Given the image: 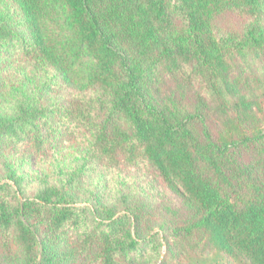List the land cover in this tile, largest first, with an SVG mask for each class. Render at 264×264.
I'll return each instance as SVG.
<instances>
[{
  "label": "trees",
  "instance_id": "1",
  "mask_svg": "<svg viewBox=\"0 0 264 264\" xmlns=\"http://www.w3.org/2000/svg\"><path fill=\"white\" fill-rule=\"evenodd\" d=\"M8 1L0 44L22 41L24 59L54 72L61 100L48 109L20 91L11 112L0 113V142L36 132L39 148L64 127L86 149L59 186L43 180L33 196L5 164L0 264H168L144 230L155 205L172 233L170 255L209 250L264 264V127L259 100L244 93L252 71L231 73L235 57L264 58V0ZM218 18L235 20L237 31L215 36ZM142 163L164 194L139 208L126 195L84 187L83 177ZM85 190L91 205L76 206Z\"/></svg>",
  "mask_w": 264,
  "mask_h": 264
},
{
  "label": "rangeland",
  "instance_id": "2",
  "mask_svg": "<svg viewBox=\"0 0 264 264\" xmlns=\"http://www.w3.org/2000/svg\"><path fill=\"white\" fill-rule=\"evenodd\" d=\"M13 4L8 0H0V11H13ZM10 9V11H8ZM52 29L56 28L47 22ZM237 22L233 19L218 18L215 27V36L217 30L220 33L230 30L237 31L235 28ZM23 42L18 40H10L0 44V113L9 114L12 108L20 101V91H31L40 97V102L45 108L52 109L58 104L59 96L50 84H56V76L54 72L41 69L37 71L33 67V62L24 59ZM250 56V57H249ZM245 57L248 62H244L241 57H235L232 63H235L231 73H241L242 76H249V70L254 75L253 79H249V89L244 93L253 95L259 100V117L260 125L264 127V70L261 69L263 57L254 58L252 53L246 52ZM242 67V69H239ZM241 72H239V70ZM77 74V70L74 71ZM43 91L40 92L39 89ZM35 96V97H36ZM57 101V102H56ZM44 122L54 124V117L44 116ZM41 123L40 125H42ZM42 130H39V137H44ZM29 133L15 142L3 139L0 142V181L5 178L4 166L10 164L16 173L25 178L27 184L24 185V196H33L40 185L45 180L50 185L59 186L62 183L63 173H67L71 168L75 167L73 158L83 153L86 149L85 140L81 137H68V131L61 127L59 131L51 132V138H45L39 148L34 146V134ZM66 178V177H64ZM86 181L84 187H89L92 191L100 190L103 194L118 197L123 194L131 199L133 210L151 199H159L163 196L164 185L159 179L155 170L146 164L136 165L134 167H123L107 172L92 174L90 177H83ZM88 183V184H87ZM89 190H85V199L77 200L76 206L91 205V198L88 194ZM117 192L118 194H114ZM88 198V200H87ZM16 202V199H12ZM148 213L145 214L143 223L146 233L154 234L160 243L159 258L164 257L168 264H249L242 259H234L228 255L218 253L216 251L199 252L185 250L184 253L173 252L174 256L168 253L167 246L171 244L170 236L172 233L165 227H160L162 218L158 212L157 205L153 208H147ZM77 236L70 231L68 240H74ZM190 241H198V234H192ZM143 242H141L142 244ZM199 241V247H201ZM142 250L144 245L142 244ZM12 251L19 255L17 246L12 243ZM142 257V256H141ZM144 257V256H143ZM169 257V258H168ZM159 261V260H158ZM157 261V262H158ZM75 264V263H72Z\"/></svg>",
  "mask_w": 264,
  "mask_h": 264
}]
</instances>
